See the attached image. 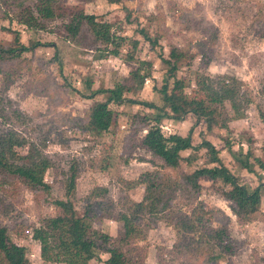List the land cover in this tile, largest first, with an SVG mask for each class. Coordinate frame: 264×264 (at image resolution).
Wrapping results in <instances>:
<instances>
[{
	"label": "rangeland",
	"instance_id": "1",
	"mask_svg": "<svg viewBox=\"0 0 264 264\" xmlns=\"http://www.w3.org/2000/svg\"><path fill=\"white\" fill-rule=\"evenodd\" d=\"M59 2L70 10L81 9L109 21L125 40L120 39L119 55H113L114 45L97 41L86 24L76 36L65 31L67 17L43 20L42 29L30 28L17 19L22 8L34 7L35 0H8L7 4L0 0V45H13L11 30L18 31L25 45L42 44L3 63L0 73V136L12 133L24 139L50 163L45 173L48 192L31 191L17 180L13 191L0 188V223L14 242L25 246L30 264H62L55 254L41 252L32 228L56 214L54 200L66 199L70 167H75L76 179L69 197L79 214L86 204L92 205V225L108 244L121 226L108 216L131 215L134 202L143 198L140 175L152 170L163 175L162 202L167 207L161 202L153 214L140 212L138 223L144 233L129 245L131 255L143 264H264V204L252 218L241 221L223 196L221 182L201 178L198 192L185 182L184 174L204 162L205 149L183 151V156H192L194 161L181 162L172 170L137 146L148 125L159 127L164 134L182 135L193 126V144L203 138L210 140L240 183L255 186L261 182L264 188V0ZM140 29L157 38L158 45L151 48ZM136 38L139 43L133 49ZM172 45L187 55L177 64V77L184 81L182 92L187 95L201 96L195 91L198 73L228 75L239 83V115L236 117L227 102L224 109L219 108L226 127L208 130L204 121H196L191 114L181 122L166 118L155 123L151 109L125 101L133 98L161 104L158 90L168 67L159 53L167 55ZM129 48L132 59L127 55ZM55 54L61 63L52 60ZM204 60L208 63H202ZM137 66L147 76L135 84L128 72ZM123 85L133 88L126 91ZM106 88H115L126 99L110 103L114 122L109 130H85L90 105L107 96L90 97L91 91ZM144 114L145 120L141 119ZM26 150L27 145L19 149ZM240 160H247L249 169ZM201 207L209 213H201ZM222 224L228 230L224 243L229 253L212 237ZM97 255L89 264H106L107 255L100 250Z\"/></svg>",
	"mask_w": 264,
	"mask_h": 264
},
{
	"label": "trees",
	"instance_id": "2",
	"mask_svg": "<svg viewBox=\"0 0 264 264\" xmlns=\"http://www.w3.org/2000/svg\"><path fill=\"white\" fill-rule=\"evenodd\" d=\"M2 1L7 4L8 0ZM106 1L118 3L121 0ZM59 17L68 18L64 28L70 36H76L81 25L86 24L97 41L106 45H114L110 53L119 55L121 40L125 39L114 31L115 28H113L112 23L99 20L95 14L86 13L81 9L70 10L59 0H35L33 8L26 6L21 9L17 20L27 27L42 29L44 27L43 20ZM11 31L14 34L13 45H0V73L3 63L15 61L21 57L23 52L32 51L37 46L42 45L37 41L30 46L25 45L20 41L18 31ZM139 33L150 44L151 48L158 45L159 40L150 36L148 32L140 29ZM138 43L139 40L134 39L131 43L132 48L135 49ZM127 53L128 57L132 59L133 52L130 51V48ZM188 55L192 57L190 54ZM183 57H187L186 52L175 45L170 46L167 55L162 52L159 53V58L168 67L158 90L161 95V104L147 100L126 99L115 88L93 89L90 97L98 93H106L107 96L105 99L96 100L90 105L83 128L96 133L109 130L114 122V111L110 108V103H119L125 99L127 102L140 104L151 109L154 112L151 120L155 123L163 122L166 118L181 122L187 115L191 114L196 121H204L208 130H211L213 126L226 127L225 122L220 120L219 108L224 109L227 102L236 117L239 115V108L236 103L239 83L234 77L228 75L211 77L198 73L195 91L201 96H189L182 92L184 81L177 77V64ZM52 60L61 63L56 54ZM205 61L202 63L207 64L208 62ZM128 73L135 84L142 82L143 78L147 76V73L142 72L140 66L130 68ZM170 80H172V86H169ZM124 88L129 91L133 86L127 85ZM135 88H138V85ZM141 119L145 120L146 114ZM192 127L187 130L185 135H182L177 132L164 134L159 127L148 125L146 132L139 138L137 146L149 152L153 158L160 159L164 167L172 170H176L181 162L191 164L194 161L192 156H183V151L205 149L204 162L184 174L185 182L197 192L202 188L201 178H208L212 182H221L225 186L222 191L223 196L231 202V211L236 218L241 221L252 218L264 204L263 184L260 182L255 186H250L240 183L236 174L224 164L219 155V149L210 140L203 138L199 144H193ZM25 145H27L26 152L19 151ZM38 154L34 145L28 144L24 139L15 138L12 133L1 135L0 188L4 191L10 188L13 191L17 180L31 191L48 192L49 185L45 181V173L50 167V163L47 159L39 157ZM240 161L245 169H249L247 160ZM75 179V167H70L66 183V199L54 200L58 209L56 214L43 218L38 226L32 228V237L39 241L41 252L55 254L57 261L62 264H89L92 259L98 257V250L107 255L106 264H143L137 256L131 255L133 248H129V245L134 238L137 239L144 233L138 223L137 215L142 211H147L150 214L155 213L157 205L164 198L165 179L163 175L158 170L145 171L140 175L138 181L144 184L145 193L140 201L134 202V213L132 211L131 215L120 213L116 217L112 214L108 216L121 223L115 240L109 244L103 241L99 231L92 225V205L86 204L84 212L79 214L70 199L69 196L74 188ZM98 191H102V194L106 190L100 188ZM94 196H99V192L98 194L94 193ZM163 204L167 207L166 202L161 203V205ZM200 211L203 214L209 213V211H204L203 207L200 208ZM262 216L264 220V212H262ZM197 219L200 221L198 217ZM226 229L222 224L213 230L212 237L222 246L224 252L229 253L228 244L224 243L225 238L228 237V230ZM215 258H210V260ZM262 262L264 263V257H262ZM0 264H30L26 256L25 246L14 242L9 236L6 226L1 223Z\"/></svg>",
	"mask_w": 264,
	"mask_h": 264
}]
</instances>
